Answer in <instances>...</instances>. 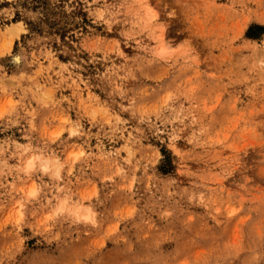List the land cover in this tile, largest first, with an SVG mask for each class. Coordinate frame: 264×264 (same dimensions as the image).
<instances>
[{
  "label": "rangeland",
  "instance_id": "1",
  "mask_svg": "<svg viewBox=\"0 0 264 264\" xmlns=\"http://www.w3.org/2000/svg\"><path fill=\"white\" fill-rule=\"evenodd\" d=\"M0 264H264V0H0Z\"/></svg>",
  "mask_w": 264,
  "mask_h": 264
},
{
  "label": "bare ground",
  "instance_id": "2",
  "mask_svg": "<svg viewBox=\"0 0 264 264\" xmlns=\"http://www.w3.org/2000/svg\"><path fill=\"white\" fill-rule=\"evenodd\" d=\"M17 32V31H16ZM15 33V32H14ZM13 39V38H12ZM18 61V59L17 58H15V62H17ZM46 165V164H45Z\"/></svg>",
  "mask_w": 264,
  "mask_h": 264
}]
</instances>
